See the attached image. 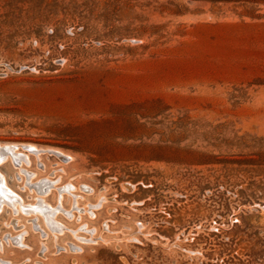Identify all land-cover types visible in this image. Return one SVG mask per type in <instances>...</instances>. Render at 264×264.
Returning a JSON list of instances; mask_svg holds the SVG:
<instances>
[{
	"label": "rangeland",
	"instance_id": "1",
	"mask_svg": "<svg viewBox=\"0 0 264 264\" xmlns=\"http://www.w3.org/2000/svg\"><path fill=\"white\" fill-rule=\"evenodd\" d=\"M0 177V264H264V0H0Z\"/></svg>",
	"mask_w": 264,
	"mask_h": 264
},
{
	"label": "bare ground",
	"instance_id": "2",
	"mask_svg": "<svg viewBox=\"0 0 264 264\" xmlns=\"http://www.w3.org/2000/svg\"><path fill=\"white\" fill-rule=\"evenodd\" d=\"M30 147H31V146H30ZM30 147H28V149H30ZM16 149H17V148H16ZM38 149H39V148H38ZM7 150H8V149H7ZM31 150H32V148H31ZM35 150H36V149H35ZM42 150H43V149H42ZM53 150H54V151H57V153H58V151H59V149L57 150V149H54V148H53ZM18 151H19V150H18ZM32 151H33V150H32ZM39 151H40V150H39ZM34 152H35V151H34ZM42 152H43V151H42ZM59 152H60V151H59ZM8 153H9V154H12L11 151H9ZM14 153H15V152H14ZM31 153H32V152H31ZM35 153H38V154H39L38 151H36ZM51 153H52V152H51ZM57 153H56V154H57ZM17 154H18V153H17ZM57 155L59 156V154H57ZM61 157H62V156H61ZM66 157H68V156L66 155ZM13 158H14V157H13ZM16 159H17V158H16ZM16 159H15V160H16ZM13 160H14V159H13ZM18 161H19V160H18ZM16 163H17V162H16ZM0 178H1V177H0ZM1 179H2V178H1ZM3 179H4V178H3ZM3 179L1 180L2 182H3ZM2 182H1V183H2ZM4 184H5V182H4ZM0 185H1V184H0ZM2 186H3V185H2ZM6 187H7V186H6ZM4 188H5V187H4ZM0 189H1V188H0ZM2 189H3V187H2ZM2 189H1V190H2ZM7 190H8V189H7ZM1 192H2V191H1ZM1 192H0V193H1ZM5 192H6V191L3 190V193H4V194H5ZM9 192H10V191H9ZM4 194H2V195H4ZM41 195H43V194H41ZM4 196H5V195H4ZM7 196H9V195H7ZM10 198H11V197H10ZM0 201H1V200H0ZM29 205H30V204H29ZM37 205H38V204H37ZM34 206H35V205H34ZM39 206H40V205H39ZM41 207H42V206H41ZM46 207H47V206H46ZM47 208H48V207H47ZM49 208H51V207H49ZM43 210H44V209H43ZM44 211H45V210H44ZM47 211H50V210L47 209ZM50 212H51V211H50ZM47 213H49V212H47Z\"/></svg>",
	"mask_w": 264,
	"mask_h": 264
}]
</instances>
